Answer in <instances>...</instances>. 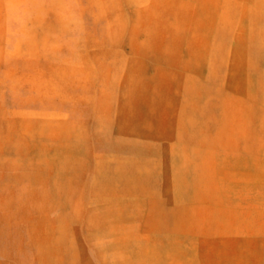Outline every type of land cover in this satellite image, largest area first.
<instances>
[{
  "label": "rangeland",
  "instance_id": "1",
  "mask_svg": "<svg viewBox=\"0 0 264 264\" xmlns=\"http://www.w3.org/2000/svg\"><path fill=\"white\" fill-rule=\"evenodd\" d=\"M0 264H264V0H0Z\"/></svg>",
  "mask_w": 264,
  "mask_h": 264
},
{
  "label": "bare ground",
  "instance_id": "2",
  "mask_svg": "<svg viewBox=\"0 0 264 264\" xmlns=\"http://www.w3.org/2000/svg\"><path fill=\"white\" fill-rule=\"evenodd\" d=\"M151 98H152V96H151ZM146 100V99H145ZM143 102H144V99L142 100ZM150 101H152V100H150ZM201 101V100H200ZM146 103V102H145ZM153 103H155V102H153ZM198 103V102H197ZM206 103V102H205ZM151 104V103H150ZM186 106V105H185ZM196 106V105H195ZM140 107V106H139ZM151 107V106H150ZM149 107V108H150ZM196 107H198V106H196ZM142 108V107H141ZM155 108V107H154ZM151 109V108H150ZM153 110V109H152ZM152 110H150V111H152ZM135 111V110H134ZM147 111H149V110H147ZM187 112V111H186ZM137 113V112H136ZM143 113V112H142ZM141 114V113H140ZM186 114V113H185ZM132 116V115H131ZM134 118V117H133ZM133 118H132V120H133ZM139 118V117H138ZM135 119V118H134ZM136 119H137V117H136ZM176 119H178V118H176ZM132 120H130L131 122H132ZM158 120V119H157ZM169 121V120H168ZM150 122V121H149ZM175 122V121H174ZM186 122V121H185ZM187 123V122H186ZM152 124V123H151ZM156 124V123H155ZM165 124V123H164ZM169 124V123H168ZM178 124V123H177ZM149 125V124H148ZM180 125V124H179ZM140 126H141V124H140ZM175 126H177V125H175ZM152 127V126H151ZM188 127V126H187ZM171 128V127H170ZM173 128V127H172ZM185 128V127H184ZM148 130H150V129H148ZM175 130V129H174ZM179 131V130H178ZM155 133H156V131H155ZM168 133V132H167ZM179 133V132H178ZM136 134V133H135ZM157 134V133H156ZM160 134V133H159ZM173 134V133H172ZM147 135V134H146ZM166 135V134H165ZM167 135H169V134H167ZM166 135V136H167ZM184 135V134H183ZM171 136V135H170ZM170 136H167L168 138L170 137ZM173 136V135H172ZM153 137V136H152ZM174 139V138H173ZM125 145V144H124ZM139 153V152H138Z\"/></svg>",
  "mask_w": 264,
  "mask_h": 264
}]
</instances>
